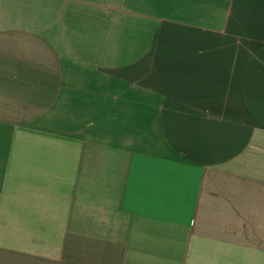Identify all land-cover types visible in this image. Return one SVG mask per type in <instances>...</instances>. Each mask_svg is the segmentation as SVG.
Returning <instances> with one entry per match:
<instances>
[{
  "label": "crops",
  "instance_id": "1",
  "mask_svg": "<svg viewBox=\"0 0 264 264\" xmlns=\"http://www.w3.org/2000/svg\"><path fill=\"white\" fill-rule=\"evenodd\" d=\"M0 264H264V0H0Z\"/></svg>",
  "mask_w": 264,
  "mask_h": 264
}]
</instances>
